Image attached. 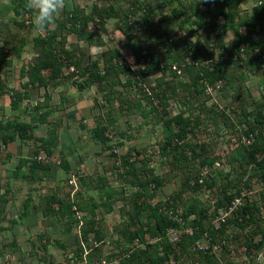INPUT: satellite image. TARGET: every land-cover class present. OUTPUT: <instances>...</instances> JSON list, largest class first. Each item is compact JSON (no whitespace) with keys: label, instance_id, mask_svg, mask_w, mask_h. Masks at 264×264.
Instances as JSON below:
<instances>
[{"label":"rangeland","instance_id":"obj_1","mask_svg":"<svg viewBox=\"0 0 264 264\" xmlns=\"http://www.w3.org/2000/svg\"><path fill=\"white\" fill-rule=\"evenodd\" d=\"M214 1L66 0L52 45L62 69L33 80L34 38L46 34L34 31L27 9L14 15L11 0H0V126L13 138L4 145L0 130V264H119L132 253L134 264L155 255L163 264H264V153L254 152L264 143V8L252 13L264 0L230 9L237 25L255 21L250 34L224 29ZM205 28H214L209 39ZM154 34L172 45V58ZM176 51L209 71L231 59L233 84L193 83L172 61ZM110 54L132 75L101 90L96 75ZM56 199L93 212L75 211V222L46 214ZM163 216L174 226L152 236ZM200 218L201 231L191 227ZM194 232L198 239L181 249Z\"/></svg>","mask_w":264,"mask_h":264},{"label":"trees","instance_id":"obj_2","mask_svg":"<svg viewBox=\"0 0 264 264\" xmlns=\"http://www.w3.org/2000/svg\"><path fill=\"white\" fill-rule=\"evenodd\" d=\"M11 2L14 4V8H13L14 15H20V14H22L24 8L27 9L26 8V0H11ZM240 2H241V0H215L214 1V8L219 9V12H220L219 15L223 16V18H225L223 26H222L224 29H231L232 30L233 27H235V26H239V27L244 26L247 29V34H250L254 31L255 21L252 18L245 16L244 18H242V21H241L242 24L237 25L234 21L235 15H237V10L236 11L230 10L231 8H233V7L235 8V6L239 5ZM159 5H165L163 0H160ZM194 5H195V2L193 4H190V7H194ZM225 6L227 8H225ZM263 8H264V4H261L260 6H256L252 10V13L257 15V13H259ZM28 12L30 14H32L29 10H28ZM225 12H227V13H225ZM110 16L111 15L109 14L106 17H110ZM229 16H231V18H228ZM100 18H101V20H103L102 19L103 17H100ZM146 23H147L146 29L148 30V32L145 35L152 37L153 32H154L153 31V23L152 22H146ZM195 23H196V25H201V21H197ZM60 27H63V24L59 21H56V26L53 29H48L45 32L46 35L44 37L34 38L33 49H34V52L37 53L38 59L36 62V66L35 67L33 66L31 68V71L27 74L28 78H31L34 80V78L36 77V79L42 80V78H39L41 76L38 72L40 70H44V69L50 70L51 74H53L55 76H57L60 73V71L62 69V64L58 58V55L56 53H54V49L52 47L54 40L57 39V36H60V32H59ZM236 30L237 29L235 28L234 31H236ZM204 31H205L206 39H209L211 33L214 31V28H205ZM154 36L153 37L155 39H157L156 46L157 47L159 46L162 51H167V53L169 55H171L170 57L172 58V56L174 54L172 51L170 52V49H171L170 47L172 45H168V44L166 45V42H162L161 41L162 38L160 37V35L154 34ZM241 39H244V38L241 37ZM99 40L100 39H98V41ZM248 41L251 42L252 40L248 39ZM21 43H24V40H22ZM246 45H248V44L246 43ZM153 52L149 55V58H150L149 64L146 65V68L151 69V70H153L152 66H150L151 64L156 63L157 67L159 65V58ZM176 53H177L176 58L173 57L172 61L177 62L180 65H184V71L189 75L190 80L192 79L193 83H195L196 81H199L201 79H205V80L207 79L209 84H214L218 80L223 81L224 86L233 84L234 79L236 77V74H235L236 72H235L234 68L232 69L231 64L228 65L229 63H231L230 62L231 59L228 61L225 60L223 62H219L218 64H216L212 68L213 69L212 71H209L202 66L198 67V66H194V65H187L184 61L182 54L180 52H177V51H176ZM262 53H264V52L262 51ZM17 54H19V53H17ZM230 56H231V54H230ZM105 61H106V66L104 67L105 72L103 74H97L96 75V80L98 82V88L99 89L104 90L107 85H110V84H111V86L115 85L116 84V77L118 74L124 75L125 73H127L128 75H132V72L130 69L120 68V66L117 63L113 62L114 56L112 54L108 55V57L105 58ZM225 63H228V64H225ZM73 64L76 66L77 69H80V66H79L80 62H74ZM23 71L24 70H22V74H23ZM178 73H180V71H178ZM3 89H4V84L2 83L1 77H0V91ZM145 97H147L148 100L151 99L150 98L151 96L148 94H145ZM103 98L108 103L111 100L109 95H104ZM119 101H120V108H123L124 104H127V101L121 97H119ZM160 106H162L163 113H165V109L167 107L166 101L164 100L160 104ZM11 107L13 109L16 108V105L14 102H11ZM128 112H130V111L128 110ZM47 113L48 112H46L45 115H48ZM41 123H45V119H42ZM181 125L185 128L184 121ZM183 127L180 128V131L176 134V137L183 138L185 136L186 128L184 129ZM28 128H29V126L26 124L20 125V126H18V132L20 133V135L23 136V135H25V132L28 130ZM0 130L2 132H4L2 143L4 145H7L10 141L13 140V138L12 137L10 138L7 135L6 128L0 126ZM95 132L97 133L98 136L102 135V129L101 128H96ZM255 151H261L264 153V143H259L258 146H256L254 152ZM254 152H252V156H253ZM47 153H49V152H47ZM35 155L37 156L38 153H35ZM122 159H123L124 165H126V163H127L126 160L124 158H122ZM31 161H33V160H31ZM23 162L29 163L30 161L27 159H24ZM131 165H130V167H131ZM62 168L64 170H68V166L65 162L63 163ZM263 182H264V178H263ZM53 199H52V201H54ZM232 199H233V197H231V196L228 197V201H231ZM57 201L58 202L56 203V205H57L56 209L53 208L52 206H50V203L45 204L44 210H45L46 214L59 215L60 217H66L68 219V221H70V222H75V219L73 218L75 215V211L85 212V213L87 211L89 213L93 212V209L91 207L85 208L82 206V204H75L74 202H72L71 205H68L64 202H59V200H57ZM73 206L75 207L74 211L72 210ZM247 211H248V209H247ZM82 219L85 221L84 218H82ZM201 219L202 218H200L197 221L195 220L194 222H192L191 227H197L198 228L197 230L201 231V229H202ZM173 226H174L173 222L171 220L167 219L166 216H163L160 219V221L158 222V224H156L155 228H153V230H151V235L152 236L163 235L165 231L172 228ZM88 231H92V228ZM88 231H84L82 234L85 243H87L86 237L88 236ZM135 236L140 241H143L142 237H140L138 235H135ZM197 239H198V235L194 232V233H192V236H189V235L182 236L180 242H178L177 245H179L181 247V249H183V247L184 246L186 247L188 243L193 242ZM132 240L133 239L131 238L130 241H132ZM138 253H141L143 256H146L148 254L147 250H138ZM132 254L126 260L119 262V264H134V262L136 261L135 260L136 254L135 253H132ZM163 261H164L163 258H160L158 255H155L152 257V259H150V264H163Z\"/></svg>","mask_w":264,"mask_h":264},{"label":"clouds","instance_id":"obj_3","mask_svg":"<svg viewBox=\"0 0 264 264\" xmlns=\"http://www.w3.org/2000/svg\"><path fill=\"white\" fill-rule=\"evenodd\" d=\"M65 3L66 0H26V8L32 13L34 31L43 33L54 26L65 8Z\"/></svg>","mask_w":264,"mask_h":264},{"label":"crops","instance_id":"obj_4","mask_svg":"<svg viewBox=\"0 0 264 264\" xmlns=\"http://www.w3.org/2000/svg\"><path fill=\"white\" fill-rule=\"evenodd\" d=\"M259 4L261 5V4H262V2H261V1H259ZM260 5H259V6H260Z\"/></svg>","mask_w":264,"mask_h":264}]
</instances>
